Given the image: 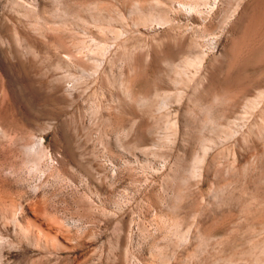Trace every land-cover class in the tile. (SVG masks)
Instances as JSON below:
<instances>
[{
    "label": "rangeland",
    "instance_id": "374dc122",
    "mask_svg": "<svg viewBox=\"0 0 264 264\" xmlns=\"http://www.w3.org/2000/svg\"><path fill=\"white\" fill-rule=\"evenodd\" d=\"M0 264H264V0H0Z\"/></svg>",
    "mask_w": 264,
    "mask_h": 264
},
{
    "label": "bare ground",
    "instance_id": "6f19581e",
    "mask_svg": "<svg viewBox=\"0 0 264 264\" xmlns=\"http://www.w3.org/2000/svg\"><path fill=\"white\" fill-rule=\"evenodd\" d=\"M38 146H39V145H38ZM37 152H38V151H37ZM37 152H36V153H37ZM32 153H33V152H32ZM41 154H42V153H41ZM38 156H39V155H38ZM39 158H40V156H39Z\"/></svg>",
    "mask_w": 264,
    "mask_h": 264
}]
</instances>
